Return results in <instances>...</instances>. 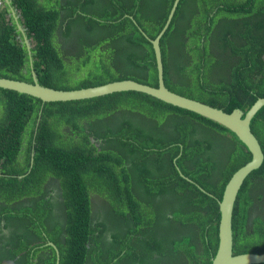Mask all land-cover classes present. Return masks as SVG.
Here are the masks:
<instances>
[{"label":"trees","instance_id":"trees-1","mask_svg":"<svg viewBox=\"0 0 264 264\" xmlns=\"http://www.w3.org/2000/svg\"><path fill=\"white\" fill-rule=\"evenodd\" d=\"M12 3L31 39L41 84L65 90L122 79L158 84L154 48L144 33L157 36L174 0ZM18 34L5 4L0 77L32 82ZM160 47L172 91L227 112L247 111L264 96V0H180ZM251 129L264 152V107ZM89 134L102 140L100 150ZM250 159L224 126L142 92L43 102L0 88V243L11 245L4 257L56 264L55 252L40 247L46 234L60 248L59 264H211L218 199ZM50 171L61 179L65 202L52 201L42 187L40 175ZM91 189L115 199L120 212L95 215ZM25 195L27 202H20ZM232 228L235 253L264 251V162L238 193Z\"/></svg>","mask_w":264,"mask_h":264},{"label":"water","instance_id":"water-1","mask_svg":"<svg viewBox=\"0 0 264 264\" xmlns=\"http://www.w3.org/2000/svg\"><path fill=\"white\" fill-rule=\"evenodd\" d=\"M5 2L14 11V8L11 6L13 5L11 0H5ZM179 2L180 0H174L163 28L154 39L149 38L144 33V35L150 39L154 48L158 79V84L156 86L133 79H122L77 89H56L39 82L38 75L33 68V61L31 60L32 82L0 77V88L24 93L39 98L43 102L83 100L123 91L142 92L173 106L202 115L224 126L233 132L247 147L251 153V159L232 174L225 185L221 199H218L220 212L218 246L211 260V264H264V251L260 253L234 252V232L232 228L233 211L238 193L246 178L254 170L260 168L264 162V152L261 144L251 129L252 119L258 111L264 107V96L258 97L247 111H243L241 108L236 107L232 111L227 112L223 108L179 94L166 86L160 42L171 23ZM16 25L18 30L23 34V41L31 55V39L28 38L26 28L20 23L18 16L16 17ZM178 170L180 174L184 176L179 168ZM185 177L190 180L187 176Z\"/></svg>","mask_w":264,"mask_h":264},{"label":"flooded vegetation","instance_id":"flooded-vegetation-1","mask_svg":"<svg viewBox=\"0 0 264 264\" xmlns=\"http://www.w3.org/2000/svg\"><path fill=\"white\" fill-rule=\"evenodd\" d=\"M11 3H12V0H11ZM4 4H6L5 0H4ZM13 4V3H12ZM6 6L8 7V17H10L12 19V22L14 21V23L16 24V17L18 16L19 20H21V13L19 11V9H17L14 4L11 5L13 8H14V11L10 8V6L8 4H6ZM17 26V25H16ZM17 31L19 32V34L16 36L20 41L23 42V44L25 45V42L23 41V34L20 32V30H18L17 28ZM26 46V45H25ZM32 48H33V45L31 46V55L29 54V51L27 49V53L29 55V63H31V60L33 61V55H32ZM68 49V47H67ZM31 67V66H30ZM79 74L77 73V76ZM40 112V111H39ZM82 121V119H79ZM36 121L37 123L39 122V119L36 118ZM83 123H86L85 121ZM70 128V125H66L65 126V130L66 129H69ZM89 139L91 141L92 144H94L96 147H97V150L99 149L100 150V145L102 144V140L101 139H98V138H95L94 135H90L89 134ZM68 139L66 138L64 141H67ZM26 148V147H25ZM31 157H30V164L27 168V172L26 174L30 173L31 169H32V165L34 163V155H35V151L32 150L31 152ZM26 156L27 154L24 152L23 154H19L18 156V161L21 163V164H25L26 162ZM44 171V170H42ZM53 172H43L40 177L42 178H45L44 180V184L45 186L42 184V187H47V193H48V197H53L52 198V201H64V198L62 197V188L63 186L61 187L62 185V182H61V179L58 178L56 175H53L52 174ZM22 176V175H20ZM19 176V177H20ZM60 187V189H59ZM96 190V191H95ZM45 193V194H47ZM29 198L28 195H25V196H22V198L19 200L20 202H27V199ZM88 202L91 203V205L89 206V209L92 210V212L95 214V215H99L100 217L104 216V215H109L110 213H114V214H117L120 212V208L118 207L117 203H113V200H108V198L106 196H103L101 194H98V190L97 189H91L90 190V195L89 197L87 198ZM1 203L5 204L6 201L2 199ZM28 205H30L31 203H26ZM66 206V205H65ZM64 209H66L64 207ZM93 213L90 214V218H92L94 215ZM5 224V220L2 219L1 220V225H4ZM91 226L92 227H95L97 228V225H96V222L95 221H92L91 223ZM10 230L8 228H3L2 232L8 234ZM44 237H45V240L46 242H43L42 245H40V247H42V250H43V253H53V251L55 252V255H56V264H59V260H60V257H61V254H60V248L58 245H56L55 242H53L54 240L49 238L46 234H44ZM11 247V245L9 244V242H1L0 243V254L2 256V259L0 261V264H16V261L15 259H12L10 257H7L5 258V256H7V250Z\"/></svg>","mask_w":264,"mask_h":264},{"label":"built area","instance_id":"built-area-1","mask_svg":"<svg viewBox=\"0 0 264 264\" xmlns=\"http://www.w3.org/2000/svg\"><path fill=\"white\" fill-rule=\"evenodd\" d=\"M3 6H5L4 1H3V0H0V9H1Z\"/></svg>","mask_w":264,"mask_h":264},{"label":"clouds","instance_id":"clouds-1","mask_svg":"<svg viewBox=\"0 0 264 264\" xmlns=\"http://www.w3.org/2000/svg\"><path fill=\"white\" fill-rule=\"evenodd\" d=\"M4 1V0H3ZM4 7V6H3ZM143 31V30H142ZM144 32V31H143ZM150 38V37H149Z\"/></svg>","mask_w":264,"mask_h":264},{"label":"bare ground","instance_id":"bare-ground-1","mask_svg":"<svg viewBox=\"0 0 264 264\" xmlns=\"http://www.w3.org/2000/svg\"><path fill=\"white\" fill-rule=\"evenodd\" d=\"M204 190V189H203ZM208 194V193H207ZM210 195V194H209Z\"/></svg>","mask_w":264,"mask_h":264}]
</instances>
